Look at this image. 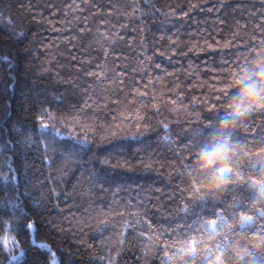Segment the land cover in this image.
Masks as SVG:
<instances>
[{
	"label": "trees",
	"instance_id": "trees-1",
	"mask_svg": "<svg viewBox=\"0 0 264 264\" xmlns=\"http://www.w3.org/2000/svg\"><path fill=\"white\" fill-rule=\"evenodd\" d=\"M69 2L0 0V176L18 179L20 208L36 225L30 232L21 219L10 230L15 212L10 205L0 208L5 222L0 264H50L47 250L37 251L32 240L47 245L61 264H106L105 258L114 264H164L160 249L166 240L193 238L195 254L178 245L169 253L170 264H217L206 257L225 237L231 247L222 264H264V241L253 238L255 227L264 225L259 215L264 196L251 183L264 182V174L247 171L246 157L232 148L255 123L252 150L259 151L264 140L260 113L226 138L231 173L224 180L216 182V171H202L195 159L179 179L183 169L177 155L184 153L174 152L183 148L187 133L216 120L222 109L210 105L219 103L221 90L232 92L234 81L264 70V0H111L118 9L111 15H101L109 12V0H87L80 5L82 13H73ZM133 3L150 15L126 13ZM74 14L88 17L90 33L79 31ZM105 20L110 21L107 42L101 35ZM13 33L24 35L14 38ZM72 37L75 46L68 42ZM106 43L114 52L107 60L102 56ZM88 71L102 77L120 72L124 83H100ZM45 109L55 118L43 117L50 125L46 130L40 126ZM219 125L201 129L198 153ZM57 133L88 136L91 151L74 152V141ZM46 135L59 143L46 150ZM104 159L107 164L100 162ZM9 185L10 180H0V203L16 200ZM181 189L191 202L179 198ZM182 205L188 213L180 211ZM245 208L254 224L242 228L239 214ZM217 210L228 223L212 233L200 225ZM84 221L82 232L74 230ZM169 222L175 223L169 227ZM190 223L194 231L170 237L173 228ZM6 235L9 248L18 242L16 260L4 244Z\"/></svg>",
	"mask_w": 264,
	"mask_h": 264
},
{
	"label": "snow or ice",
	"instance_id": "snow-or-ice-1",
	"mask_svg": "<svg viewBox=\"0 0 264 264\" xmlns=\"http://www.w3.org/2000/svg\"><path fill=\"white\" fill-rule=\"evenodd\" d=\"M87 0H70L69 2V6L72 7V11L73 13H82L83 11H85L84 8H81L80 5L86 4ZM110 3V10L108 13H101V15H111L112 12H118V9L111 7V0H109ZM212 10V9H210ZM128 11H131L133 13V15L139 14L141 17H144L145 15H150V14H146L143 12L142 8L138 7V5L136 3H133L129 6L128 9L125 10V12L127 13ZM186 15V13H185ZM72 20H76L78 21L80 27H79V31L81 32H91V29L87 27V22H88V17L84 16L82 19L79 15L74 14L72 17ZM72 20L67 21V23L65 24V29H67L71 24H72ZM110 25V21L105 20L102 21L101 26L104 28V33H100L99 29H97V33L103 35L105 41L107 42L109 40V37L111 35V33L108 30V26ZM114 26H113V31H114ZM14 38H22L23 37V33L15 34L13 33ZM119 35V34H117ZM74 37L69 38V43L74 45ZM113 47V45L111 43H106L103 50H102V56L105 60H107V58L111 55H114L113 51H109V49H111ZM262 47H264V45H262ZM245 59H247V57H244ZM75 59V58H74ZM97 67H100L99 63H97L96 65ZM157 68L160 67V65H156ZM146 74V73H145ZM261 76H264V70H261L259 73ZM87 76H91V77H95V79L99 80L100 83H104L105 80H109V81H113L117 84V86H121L123 85L124 81L123 79H121L122 73L120 72H114L112 73V75L110 76H106V77H102L100 74L98 73H94L91 71L86 72ZM235 82V81H234ZM85 89V95L88 94V91H90V89L87 87V85L84 86ZM94 94V93H93ZM143 95V94H141ZM222 97V99H221ZM221 97H218L217 99L219 100L218 104H214V105H210V107L212 108H217L219 107L220 109H222V111H220L219 113H217V118L214 121H210L206 126L201 124L200 126H198L196 129L192 130L191 132L186 134V139L184 141H182L183 143V148H180L179 146L174 149V152H183L184 155H177V159L180 160L181 163V168L183 169L182 172L177 173V177L181 180H184L186 175L189 173L193 161L194 159L196 160V162H198V158H199V153L197 152V147L195 144V141L198 138H202L203 137V132L201 131V129H203L204 131H207V129L215 126L218 123H229V116L231 115L230 112H228L227 108L229 106V101L233 98L232 92H229L228 90H221ZM102 99V98H101ZM91 100V97H89V101ZM89 101H86L89 102ZM73 111H75V109H73ZM157 112H159V110H157ZM47 116L49 119H55L54 117H52L49 113L48 110H42L41 112V121H40V126L42 129H48L50 127L49 124L44 123L43 121V117ZM253 120L256 119V116L253 115ZM259 119L264 122V112H261L259 114ZM70 123H75V121H69ZM53 131H56L54 126H51ZM83 127V126H81ZM162 128L166 129V130H170V126L168 124H162ZM256 128V124L253 123L248 129H246V136L245 138L241 139L240 137H236V141L237 143L234 144L232 146L233 149L235 148H239L242 152V154L246 157V162L248 165L247 171H253V170H258L261 174H264V140L260 141V147H259V151H253L252 148L255 147L254 144H252L253 141H255L257 139V133H255L253 130ZM260 131L264 132V123L261 124L260 127ZM64 135L66 136V138L68 140L74 141V143L71 144V149L76 152H83L85 150L87 151H91L90 147H87L88 145L92 144V140H90L88 138V136H84L83 138H80L78 135H72L71 133H67V134H61V133H57V136H61ZM173 135H178V133H173ZM167 139L171 140V136L166 137ZM0 139H2V137H0ZM43 140H45L47 142V146H46V150L48 147H53L56 143H59V141L56 140V137H53L51 135H46L44 137H42ZM37 143H39V140H37ZM251 145V146H250ZM223 145H218L216 149H214L213 151H220L223 149ZM5 148H8V145L5 144ZM102 164H107L108 160L104 159L102 161H100ZM228 164L231 163V157L228 156L227 159ZM9 171H14L12 169H9ZM216 173L218 174L219 179L224 180L226 179L230 173H231V168H226V169H217ZM245 173H241V178H243V175ZM10 180V185L9 188L11 191H14L17 193L16 196V200L14 202L11 201H6L3 203H0V208H4V207H8L9 205L11 206V208L14 210L15 215H13V219L11 222H9L8 226L10 228V230H14V226L18 223L19 220H24V227L26 229H28L30 232H34L36 230V225L34 222H28V217H27V213L23 212V210L20 208V204H22V194H19L18 192V179L15 176H11L8 178H4L2 176H0V180ZM253 186H258L259 187V193L261 196H264V182L260 181V180H252L251 181ZM195 191H199V189L194 187ZM181 195H180V199L182 201H187V202H191L190 200V196L185 195V189H181ZM55 194V193H54ZM223 207H227V205L223 206ZM180 211L184 212V213H188L189 209L182 205L180 207ZM195 210H193L194 212ZM237 211L239 212L240 210L237 209ZM247 209L245 208L243 212H240L239 214V219L241 221V225L242 228L245 225H249V224H254V221L252 219V217L247 216L244 214V212H246ZM259 215L264 216V213H260ZM73 219L75 220V217H73ZM181 219H184V217H181ZM219 222V223H218ZM88 223L87 221H84V223H80L77 222L75 224V228L74 230H83L84 228V224ZM175 222H169V227H172V224ZM228 223L227 219L225 218L224 215V211L223 210H217L215 212H213L211 218L207 221L206 225L203 224V222L201 223L200 226H205L207 228L208 231L215 233L217 231L218 227H223L224 225H226ZM5 224V222L0 219V226H3ZM195 229L192 228L191 223L188 225V227L185 228H173L172 232L170 233V237H178V235L180 233H188L189 231H194ZM233 235H237V233H233ZM253 238H258L262 241H264V225H257L254 229V236ZM197 241L193 238L190 241L189 240H184L181 241L179 239H176L172 242V244H169L167 242V240L163 243L162 247H161V251L164 254L165 260H164V264H170L171 261V256L169 255L170 252H174L175 249L177 248L178 245H180V250L184 251L186 248H190L193 251V255L195 254V248L197 246ZM18 246V242L14 241L13 245L11 248L8 249V253L11 255V259L16 260L18 259V257L14 254L13 250ZM31 246L36 248L37 251H41V250H47L45 252V256L46 258L50 257V264H61L59 258L56 256V253L51 251V249L42 243H38L35 240L31 241ZM231 247V244L228 243L227 241V237H225V242L222 244H216L215 248L213 250H210L207 254L206 259L207 260H211L213 258L216 259L217 264H222V257L225 255V253L227 252V250ZM21 255H24L23 250H21ZM106 259V264H114V261L111 259Z\"/></svg>",
	"mask_w": 264,
	"mask_h": 264
},
{
	"label": "clouds",
	"instance_id": "clouds-1",
	"mask_svg": "<svg viewBox=\"0 0 264 264\" xmlns=\"http://www.w3.org/2000/svg\"><path fill=\"white\" fill-rule=\"evenodd\" d=\"M232 95L233 99L229 101L227 108L231 113L230 122L220 123L217 135L199 152L198 166L202 171L211 173L217 169L228 168L230 143L226 138L229 133L252 115L264 112V76L258 73L252 79L243 77L235 81ZM218 145H223V149L214 152ZM215 180L219 182V177Z\"/></svg>",
	"mask_w": 264,
	"mask_h": 264
},
{
	"label": "rangeland",
	"instance_id": "rangeland-1",
	"mask_svg": "<svg viewBox=\"0 0 264 264\" xmlns=\"http://www.w3.org/2000/svg\"><path fill=\"white\" fill-rule=\"evenodd\" d=\"M9 239H10V236L9 235H6L5 236V238H4V244H5V246L7 247V248H9ZM11 260H13V259H11Z\"/></svg>",
	"mask_w": 264,
	"mask_h": 264
}]
</instances>
